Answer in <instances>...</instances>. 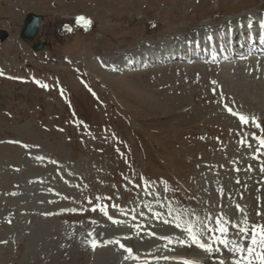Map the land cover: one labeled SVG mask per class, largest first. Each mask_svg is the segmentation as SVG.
Instances as JSON below:
<instances>
[{
	"label": "rangeland",
	"instance_id": "1",
	"mask_svg": "<svg viewBox=\"0 0 264 264\" xmlns=\"http://www.w3.org/2000/svg\"><path fill=\"white\" fill-rule=\"evenodd\" d=\"M258 11L264 0H0V264H231L185 229L264 224L251 135L264 133L224 110L264 128V57L240 47ZM28 13L44 17L40 53L19 39Z\"/></svg>",
	"mask_w": 264,
	"mask_h": 264
},
{
	"label": "snow or ice",
	"instance_id": "2",
	"mask_svg": "<svg viewBox=\"0 0 264 264\" xmlns=\"http://www.w3.org/2000/svg\"><path fill=\"white\" fill-rule=\"evenodd\" d=\"M81 22L84 26H88L91 23V21L86 20L82 16L77 17V23ZM262 23H264V21H262ZM68 30L70 31L71 29ZM209 39H211V37H209ZM0 75H3V73H0ZM212 83L215 84L216 82L213 81ZM40 86L42 88L47 87V85L43 84ZM224 110L233 117L237 118L242 126L251 123L253 128L259 129L262 133H264V128H262L256 117H249L244 113L236 112L227 104L224 105ZM251 135H253L259 147L264 148V135H256L255 133H252ZM23 146L28 147L27 145ZM257 151H259V148ZM38 158L42 159V157ZM262 171H264V169H262ZM95 210L96 209L93 208V211ZM100 210L104 213V215H107L106 209L101 207ZM237 210L243 211L239 208V206H237ZM258 215H264V213H258ZM109 219H111V217H109ZM227 223L228 221L224 220L223 217H220L216 220L217 226L215 228H209L207 225H202V230H198L193 224H189L185 231L188 234L191 244L195 245L197 248L209 255L214 252H220V247H216V245H219L227 249L232 254L233 259L231 264H264V224H253L249 228L247 217L245 216L243 221L244 226L233 225V227H238V232L235 233V238H229L228 229L225 227ZM176 226L181 227V224L177 223ZM205 232H217L219 235L208 236L207 239H205ZM89 235H91V233H89ZM115 242L119 243V241ZM181 243L183 244L184 241H181ZM90 246L94 249L97 246L96 241L92 240L90 242ZM120 247L124 248V245H120ZM124 250L131 255L132 250L130 248H125ZM181 264H198V262L184 259L181 261ZM217 264H226V261L224 259H220Z\"/></svg>",
	"mask_w": 264,
	"mask_h": 264
},
{
	"label": "water",
	"instance_id": "3",
	"mask_svg": "<svg viewBox=\"0 0 264 264\" xmlns=\"http://www.w3.org/2000/svg\"><path fill=\"white\" fill-rule=\"evenodd\" d=\"M43 23V17L35 14H27L23 20L22 26L20 27L19 38L24 42H32L34 37L38 34L40 26ZM8 37V34L0 30V42H4ZM46 44L36 42L35 45L31 46L33 52H40Z\"/></svg>",
	"mask_w": 264,
	"mask_h": 264
},
{
	"label": "bare ground",
	"instance_id": "4",
	"mask_svg": "<svg viewBox=\"0 0 264 264\" xmlns=\"http://www.w3.org/2000/svg\"><path fill=\"white\" fill-rule=\"evenodd\" d=\"M213 32V31H212ZM173 50H171L170 52H172ZM121 58H123V57H121ZM117 62V61H116ZM124 63V62H123ZM116 66V65H115ZM122 67H125V66H122V65H119V69L120 68H122ZM252 75V74H251ZM259 79H261V76L259 77ZM258 80V79H257ZM261 81H262V79H261ZM259 85H258V87L259 86H262V85H260V82L258 83ZM246 87V86H245ZM247 88V87H246ZM260 88V87H259Z\"/></svg>",
	"mask_w": 264,
	"mask_h": 264
}]
</instances>
